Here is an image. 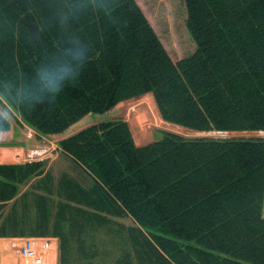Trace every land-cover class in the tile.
Returning a JSON list of instances; mask_svg holds the SVG:
<instances>
[{
    "label": "trees",
    "instance_id": "trees-1",
    "mask_svg": "<svg viewBox=\"0 0 264 264\" xmlns=\"http://www.w3.org/2000/svg\"><path fill=\"white\" fill-rule=\"evenodd\" d=\"M184 2L196 50L174 62L136 0H0V105L39 137L143 95L171 128L264 132V0ZM11 129L0 111V138ZM58 147L93 182L66 179L60 215L82 230L87 211L70 203L100 223L130 217L139 264H264V138L164 133L137 147L127 123L103 121ZM43 163L0 165V213ZM35 204L47 226L44 199ZM16 214L0 235H27Z\"/></svg>",
    "mask_w": 264,
    "mask_h": 264
},
{
    "label": "rangeland",
    "instance_id": "rangeland-1",
    "mask_svg": "<svg viewBox=\"0 0 264 264\" xmlns=\"http://www.w3.org/2000/svg\"><path fill=\"white\" fill-rule=\"evenodd\" d=\"M136 3L174 62L195 52L196 44L186 25L187 11L184 0H136ZM0 111L12 124L10 135L0 138V165L24 164L25 155L34 149L47 147L52 150L51 156L45 160L37 174L19 185L17 197L6 205L3 213H0V234L6 222L8 228H5V232L10 233L8 218L14 208L17 210L15 218H18L15 230L18 233H27L24 236L0 235V251H2L0 261L4 263L5 260L4 264H31L29 261L26 263L24 259H20L13 251V240L19 238L55 239L54 249L45 256V264H139L129 232L130 229H137L138 225L130 217L108 216L107 221L100 223L91 216L95 213L93 210L70 203L73 207L87 211L81 212L86 214L82 230V228H76L75 226H80L70 219L78 215L72 216L67 208L66 212L60 215L64 206L69 207V202L63 196L61 188L66 179L77 181L85 189H90L93 184L91 177L85 171L63 154L56 152L59 141L69 135L103 121H123L128 124L137 147H144L158 141L164 133L176 134L185 139L264 138V132L198 133L171 128L160 119L151 95H143L122 102L102 116H87L68 130L67 134L56 138L39 137L33 129L23 124L8 106L0 105ZM39 197L44 199L48 211L46 214L48 225L41 228L36 225L40 219L34 208ZM26 209L29 210L25 211ZM33 231L44 232L46 237H35L31 234ZM79 231L83 232L78 233ZM62 233L67 238L65 248L62 247L63 241L59 237Z\"/></svg>",
    "mask_w": 264,
    "mask_h": 264
},
{
    "label": "built area",
    "instance_id": "built-area-1",
    "mask_svg": "<svg viewBox=\"0 0 264 264\" xmlns=\"http://www.w3.org/2000/svg\"><path fill=\"white\" fill-rule=\"evenodd\" d=\"M56 152L60 153V148L58 146ZM51 153V148L47 147L45 149L28 151L25 155L26 162L24 164L45 162V160L51 156ZM13 242V251L17 256L20 259H24L26 263H28V261L31 262V264H45V256L50 254L52 249H54L49 245H55V240L50 238H19L14 239Z\"/></svg>",
    "mask_w": 264,
    "mask_h": 264
},
{
    "label": "crops",
    "instance_id": "crops-1",
    "mask_svg": "<svg viewBox=\"0 0 264 264\" xmlns=\"http://www.w3.org/2000/svg\"><path fill=\"white\" fill-rule=\"evenodd\" d=\"M65 134H67V133H65ZM72 135H74V134H72ZM72 135H69V136H67L66 138H68V137H70V136H72ZM12 138H13V135H12ZM65 139V138H64ZM63 140V139H62ZM61 141V140H60ZM138 146V145H137ZM141 147V146H140ZM17 151H21L20 149H17ZM39 245H42V244H39ZM50 247H52V248H54V245L53 244H50L49 245ZM55 248H57V247H55ZM0 255L2 256V251H0ZM6 261L4 260V263H5ZM3 262H1L0 261V264H4ZM7 264V263H6Z\"/></svg>",
    "mask_w": 264,
    "mask_h": 264
},
{
    "label": "clouds",
    "instance_id": "clouds-1",
    "mask_svg": "<svg viewBox=\"0 0 264 264\" xmlns=\"http://www.w3.org/2000/svg\"><path fill=\"white\" fill-rule=\"evenodd\" d=\"M57 83H58L57 80H51V81H50V86H51L53 89H55Z\"/></svg>",
    "mask_w": 264,
    "mask_h": 264
},
{
    "label": "bare ground",
    "instance_id": "bare-ground-1",
    "mask_svg": "<svg viewBox=\"0 0 264 264\" xmlns=\"http://www.w3.org/2000/svg\"><path fill=\"white\" fill-rule=\"evenodd\" d=\"M172 235V234H171ZM173 236V235H172Z\"/></svg>",
    "mask_w": 264,
    "mask_h": 264
}]
</instances>
